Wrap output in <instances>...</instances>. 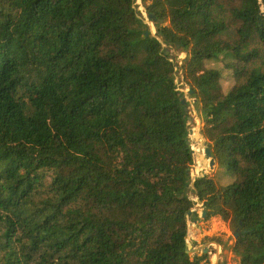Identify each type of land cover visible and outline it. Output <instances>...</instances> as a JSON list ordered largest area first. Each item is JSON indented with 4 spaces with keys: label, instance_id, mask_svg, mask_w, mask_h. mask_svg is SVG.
Returning <instances> with one entry per match:
<instances>
[{
    "label": "trees",
    "instance_id": "1",
    "mask_svg": "<svg viewBox=\"0 0 264 264\" xmlns=\"http://www.w3.org/2000/svg\"><path fill=\"white\" fill-rule=\"evenodd\" d=\"M136 1L0 0V264H210L197 199L264 264V0H141L155 35ZM178 72L225 186L191 183Z\"/></svg>",
    "mask_w": 264,
    "mask_h": 264
},
{
    "label": "rangeland",
    "instance_id": "2",
    "mask_svg": "<svg viewBox=\"0 0 264 264\" xmlns=\"http://www.w3.org/2000/svg\"><path fill=\"white\" fill-rule=\"evenodd\" d=\"M221 4H223L224 8L228 12L231 7L238 5V0H221ZM135 5L141 13L144 22L148 25L151 34L155 35V27L152 22L148 21V16L144 11V4L141 0H137ZM261 11L264 12L262 7ZM168 51L169 53L167 55H171L178 63V66L181 65V61L185 58V55L178 52L174 48H169ZM232 63L233 60L225 58L224 56L205 62L206 68L216 69L220 72L219 83L223 94H226L235 84L233 70L230 69ZM181 81L182 75L181 72H178L175 77V83L178 85L179 90L184 93L185 103H188L187 108L189 115L194 118V122L188 124L190 130L193 131V134L189 135L191 149H193V165L190 169L191 183H193L196 178L204 174L212 176L217 185L225 186L231 183L234 178L227 175L223 169H219L215 165L211 169L208 165L209 162L206 163V165H202L199 159V155L203 154V144L206 145L207 143V139H205L204 136L205 128L198 117V113L194 106V100L189 96L187 86L182 84ZM195 133H201V138L203 139L202 142L194 139ZM201 207L202 206H199L198 204L195 207V210L199 214V219L196 222L188 221L186 244L191 246L190 248H187L188 254L190 256L201 255L206 249L210 264H237L238 259L235 258L228 249V247L233 244L235 239L232 232L229 230L228 225L219 217H213L208 221H204V219L201 218ZM215 239H219L222 243H225L226 248L218 245L215 242Z\"/></svg>",
    "mask_w": 264,
    "mask_h": 264
},
{
    "label": "water",
    "instance_id": "3",
    "mask_svg": "<svg viewBox=\"0 0 264 264\" xmlns=\"http://www.w3.org/2000/svg\"><path fill=\"white\" fill-rule=\"evenodd\" d=\"M152 19H153L152 16H148V21H149V22H152ZM146 35H147V33H146ZM168 53H169V51L166 50V51H165V55H167ZM188 92L191 93V91H189V90H188ZM182 104H185V100L182 101ZM184 112H185L186 114H189V111H188V108H187V107L184 108ZM187 121H188V124H189V123H192V122H194V118H193V117H190V115H189L188 118H187ZM192 134H193V131L190 130L189 135H192ZM194 139H195L196 141H201V142H202L203 139L201 138V133H195V135H194ZM203 147H204V149H203V154H200V155H199V159H200L202 165H206V163L209 162L208 165H209V167L212 169V168L214 167V164H215V163H214V160H213L212 157H211L210 150L205 146V144H203ZM191 151H192V153H193V149H191ZM208 160H209V161H208ZM201 176H203V174H202ZM196 202H197V204H198L199 206H202V203H201L200 200L197 199ZM205 215H206V212H202V214H201V218H204ZM194 222H196V221H194ZM237 236H238V233L235 232V233L233 234V237L236 239ZM190 247H191V246H190L189 244H187V248H190ZM204 253H207V250H206V249L204 250Z\"/></svg>",
    "mask_w": 264,
    "mask_h": 264
}]
</instances>
